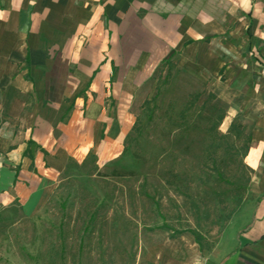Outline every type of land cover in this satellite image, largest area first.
<instances>
[{
    "label": "crops",
    "instance_id": "1",
    "mask_svg": "<svg viewBox=\"0 0 264 264\" xmlns=\"http://www.w3.org/2000/svg\"><path fill=\"white\" fill-rule=\"evenodd\" d=\"M172 59L246 126L253 172L210 251L183 236L177 264H264V0H0V206L30 217L70 161L120 157Z\"/></svg>",
    "mask_w": 264,
    "mask_h": 264
},
{
    "label": "rangeland",
    "instance_id": "2",
    "mask_svg": "<svg viewBox=\"0 0 264 264\" xmlns=\"http://www.w3.org/2000/svg\"><path fill=\"white\" fill-rule=\"evenodd\" d=\"M149 88L120 157L70 161L30 217L20 201L0 206V264H177L179 240L195 231L212 248L250 185L232 162L215 165L227 158L225 148L215 153L216 137L235 120L215 133L204 86L174 59Z\"/></svg>",
    "mask_w": 264,
    "mask_h": 264
},
{
    "label": "trees",
    "instance_id": "3",
    "mask_svg": "<svg viewBox=\"0 0 264 264\" xmlns=\"http://www.w3.org/2000/svg\"><path fill=\"white\" fill-rule=\"evenodd\" d=\"M204 91L205 94L208 96V101L210 103L208 108L215 114L213 119L214 122L212 130L217 133L223 121L227 118L228 106L221 102L215 95L207 92L205 88ZM147 104L149 103H145V105ZM220 107L221 109H219ZM251 145L252 138L247 133L246 126L242 124V122L235 120L230 127L229 133L226 136L217 135L216 137V143L213 146L215 153L217 152V150H222L223 148H225L227 150V158L222 159L223 161L220 162L215 161V165L221 167V164L226 165L228 162H232L238 168L242 169V174H247L246 176L248 177V184H250L253 172L247 165L246 161L250 154ZM128 176L130 175L122 172H115L113 175V177L116 178H125ZM191 235L202 253H206L211 249L210 246L207 245L206 239L200 232L195 231L192 232ZM41 257L43 258V256Z\"/></svg>",
    "mask_w": 264,
    "mask_h": 264
}]
</instances>
